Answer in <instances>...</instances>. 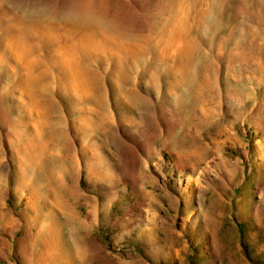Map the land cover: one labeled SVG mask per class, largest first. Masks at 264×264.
Listing matches in <instances>:
<instances>
[{"label": "rangeland", "instance_id": "obj_1", "mask_svg": "<svg viewBox=\"0 0 264 264\" xmlns=\"http://www.w3.org/2000/svg\"><path fill=\"white\" fill-rule=\"evenodd\" d=\"M174 12L194 43L178 90L171 46L126 60L125 81L96 61L94 104L65 101L39 52V99L22 95L0 54V264H264V0H0V28L91 14L141 47Z\"/></svg>", "mask_w": 264, "mask_h": 264}, {"label": "bare ground", "instance_id": "obj_2", "mask_svg": "<svg viewBox=\"0 0 264 264\" xmlns=\"http://www.w3.org/2000/svg\"><path fill=\"white\" fill-rule=\"evenodd\" d=\"M191 5H189V8H191ZM184 7L185 6H183V8ZM184 16H186V21L184 17L181 16V13L174 12L172 19H170L158 33V40L148 36L144 40L145 44L141 47H132L131 44H128L130 42L127 43L122 41L117 35L115 36L114 34L104 31L102 27L95 24L91 14L73 19H51L45 18L44 16L35 19L22 17L20 20H17V22L9 23L0 28V54L4 59L7 56L9 61L8 65L18 70H14L16 73L19 72L17 74L16 89L20 90L22 95L24 94L29 98L32 97L35 100L39 99L37 98L38 95L33 92L30 86L34 84L37 86L36 83L43 80L40 76H36L32 70L40 60H27L30 55L39 52L45 53L44 56L47 59L45 62L57 71V76L53 77V80L58 84L59 94L62 93L65 101L72 102L74 100L73 102H88L94 104L96 99L92 96L93 92L101 90L102 87V85H100V77L98 78V74L92 69L96 61L99 63H108L112 67L109 72L110 75L117 78V80L120 79V81H125L129 78V73L127 77L123 71L124 64L125 62L127 63L126 60H129V62L135 61L138 52H145L151 49L150 46H155L157 51V62H163L165 59L163 60L161 58L162 56L160 55L159 49L164 46H167V48L171 46L170 48L177 50L178 55H180V60L176 66L169 68L163 76L165 79H168L170 89L178 90L185 85L187 78H189L190 57H192L190 54L192 51L190 50L194 44H187L185 46L182 44L181 47L180 44L178 45V43L183 40V36L181 35L187 22V15ZM202 20H204L203 17L200 18V22H202ZM234 34H236V32L233 33V38ZM252 48L253 47L250 49ZM165 51L168 52V50ZM105 55L107 57L103 59L102 56ZM38 56H40V54H38ZM164 57H166V54L163 53V58ZM153 63L154 61H152L149 66ZM49 66L47 68H49ZM151 67L147 68L144 73H147ZM136 69L138 68L136 67ZM149 79L153 84L159 82L156 76L152 74H149ZM197 86L196 92L201 89ZM122 91H124L122 87L116 84L113 89L114 96L119 95ZM134 97V91L127 90V94H125L124 98L117 102L119 109L130 111V107L135 105L133 103ZM95 98L97 97L95 96ZM131 112L132 111H130V113ZM87 113L93 114V111L90 109ZM54 222L57 229L63 226V223H59L57 219L54 220ZM56 243L59 246L64 245V247L69 248L68 244L66 242L64 243V238L61 234L60 237L58 236Z\"/></svg>", "mask_w": 264, "mask_h": 264}]
</instances>
